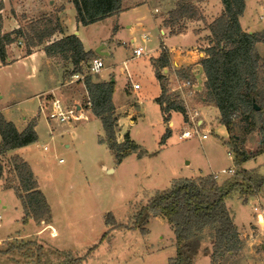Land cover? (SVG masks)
I'll use <instances>...</instances> for the list:
<instances>
[{
	"label": "rangeland",
	"instance_id": "rangeland-1",
	"mask_svg": "<svg viewBox=\"0 0 264 264\" xmlns=\"http://www.w3.org/2000/svg\"><path fill=\"white\" fill-rule=\"evenodd\" d=\"M178 1L182 0H177V3ZM192 1L198 6L203 19H192L190 22L197 23L192 26L202 27L199 30L203 33L201 37L204 40L203 45H211V34H207L210 32L208 25L214 17L222 14L224 6L221 0H205V3ZM3 2L0 0V7L4 5ZM246 11V16L242 20L244 25H249L256 31L263 30L264 18L261 15L264 14V0H247ZM168 16L167 12L162 13L164 18L161 19V23L165 22L164 19ZM37 19L39 17L33 18L34 21ZM185 23H188V19L183 18L174 31L183 30ZM89 32L105 36L107 39L113 36V31L109 30V22L96 24ZM158 33V29L153 30L151 40L147 43L138 37L137 45H146L147 49L152 50L157 43ZM114 38H118L119 42L111 41L112 48L108 46L113 53L105 56L102 72L112 76L111 79L115 76L117 80L115 102L120 104L122 100L129 99L133 103L131 112L134 111L132 117L136 121L130 129L131 136L151 154L137 161L136 156H132L118 166L109 147L100 142L105 134L101 120L92 111L86 110L89 98L84 88L85 84L81 83L85 79L60 87L57 97H61L67 106H74L77 103L82 105L87 119L74 123L73 127L52 132L50 122L54 125L57 122L41 115L37 123L39 138L23 152L39 175L43 190L48 194L54 224L61 237H52V228H46L34 235L44 225L41 221H34L32 215L30 217L33 220L24 223L20 200L14 190L17 188L22 191L23 188L10 162L14 156L8 154L3 161L6 169L0 178L1 186L7 185L6 188L12 187L14 191H3L0 187V237L7 239L0 243L2 256L0 264H169L170 257L175 254L171 245L175 236L171 225L164 219H152L149 225L151 230H147L145 234L141 229H128L124 226L114 228L110 232L111 238L103 240L92 253H88V250L98 243L104 232L111 227L105 223L108 212L114 214L117 223L132 225L136 211L148 202L157 189L170 187L169 184L167 187L165 184L171 178H192L200 174L215 175L212 172L219 173L224 168L227 170L236 168L231 147L233 133L221 123L220 113L214 105L209 107L204 104L198 108L205 123L199 135L187 139L179 138L183 127H189L184 125L183 114L173 112L172 133L166 142L161 144L167 123L164 128L161 109L154 101L161 89L150 66L151 55L155 53L148 52L139 58H131L134 54L132 46L120 43L122 39L128 40L126 34L120 32ZM105 44L109 45V39ZM260 49L264 54V46L261 45ZM103 50L107 51L104 48ZM127 59L129 61L125 65L124 61ZM261 75V87L264 92V73ZM91 76L95 81L100 78V73ZM69 79L70 74L66 76L64 82ZM132 82L138 83L141 88L135 89ZM126 85L129 86L128 91L130 87L133 89L129 97L125 93ZM175 86L177 83L169 86L170 90ZM174 93L173 95H176L178 92ZM203 96L204 91L197 93L196 102L201 103ZM260 102L264 106V99H260ZM27 107L32 111H28ZM194 108L197 109L195 106ZM38 109L36 99L14 106L12 114L7 116L22 118L24 115H32ZM236 119L238 125L234 134L238 146L250 152L259 149L261 138L259 132L248 134L246 127L249 121L242 116ZM203 133H208L209 137L203 139L201 136ZM244 137L246 141L242 143ZM46 145L49 147L48 150L44 149ZM156 150H159L158 153H153ZM103 164L117 169L115 172L106 171L102 168ZM243 166L264 175V152L251 158ZM232 176L230 173H220L217 180L223 183ZM235 195L245 198L243 201L246 202L248 196H240L235 192L227 198V202L248 219L251 213L249 210L255 201L251 200L244 204ZM254 196L258 201L256 205L264 208V194ZM239 220L242 221L243 218L240 217ZM259 224L256 226L257 231L253 229L257 239L253 241L252 246L247 249L244 244L239 254L225 255L216 264H245L253 257L264 262V222ZM149 232L151 236L147 238ZM18 233L33 235L21 237L17 235ZM10 235L16 237L8 239ZM209 246L212 249V244ZM10 247L12 249L9 253H3ZM210 259L212 264L211 256Z\"/></svg>",
	"mask_w": 264,
	"mask_h": 264
},
{
	"label": "trees",
	"instance_id": "trees-1",
	"mask_svg": "<svg viewBox=\"0 0 264 264\" xmlns=\"http://www.w3.org/2000/svg\"><path fill=\"white\" fill-rule=\"evenodd\" d=\"M71 2L77 11V21L83 25L119 14L123 10L122 0ZM221 2L224 11L208 25L212 44L206 48L207 56L201 60L206 76L203 98L208 104L218 108L221 123L233 133L231 147L236 166L233 176L223 183H219L214 174L174 179L170 187L156 191L148 202L136 211L132 225L117 223L114 214L108 212L105 223L111 227L104 232L98 243L89 248L88 253L95 251L106 238H111L110 232L114 228L124 226L128 229H141L144 234L147 233L146 225L155 216L166 219L175 234L177 253L169 259V264H195L200 255H210L212 264H216L223 256H236L243 250L244 241L235 223V215L227 205V198L235 192L240 196L264 194V175L243 166L245 162L264 152V106L260 102V99H264L261 87L264 54L260 49L261 45L264 46V29L248 31L243 28L241 17L246 9V0ZM183 18L203 19L198 6L192 0L178 1L164 24L174 28ZM28 27L31 32L29 43L33 46L46 42L60 29L53 17H41L29 23ZM2 30L3 16L0 13V58L5 63L7 45L14 42L17 35L22 34V29L6 33ZM45 51L51 57L70 59L74 65L70 76L82 72V64H88L100 56L94 50L86 51L81 39L75 34L47 44ZM28 53H31L30 49ZM151 62L161 84V94L157 97V102L161 105L164 121L168 123L171 120L172 111L182 113L186 121L187 108L179 99V95H173L175 93L171 92L165 79L163 70L172 62L169 49L163 42L159 56L152 58ZM184 73V78L190 77L189 72ZM84 84L89 98L87 107L101 120L105 132L100 142L107 144L116 162L121 163L132 153H137L140 157L147 155V150L129 134L125 135L123 141H118V116L113 102L115 81L96 82L91 75H87ZM254 102L261 107L260 110L255 109ZM238 116L249 121L246 127L248 134L259 132L261 138L259 149L256 151L250 152L238 146L234 134ZM36 124L37 119H33L23 131H19L12 121L0 113V178L5 173L6 166L3 161L8 152L38 140ZM171 133L172 130L168 126L161 138V144L166 142ZM241 141L244 143L246 137ZM10 162L23 188L22 191L17 188L14 190L24 208V223L28 222L31 215L35 221H49L50 205L39 189L30 165L19 155L14 156ZM207 242L212 244V249ZM11 247L6 248L3 253H9L13 248Z\"/></svg>",
	"mask_w": 264,
	"mask_h": 264
},
{
	"label": "crops",
	"instance_id": "crops-1",
	"mask_svg": "<svg viewBox=\"0 0 264 264\" xmlns=\"http://www.w3.org/2000/svg\"><path fill=\"white\" fill-rule=\"evenodd\" d=\"M3 1H4L3 2L4 5L0 7V13L3 16L2 32L3 33L12 32L16 29L21 28L22 34L17 35L15 41L7 45L6 62L3 63L0 58V113H2L7 120L12 121L16 125L19 131H23L33 119H37V123H38V119L41 117V115H43L46 118L48 117V119H51L48 116V111L50 109L53 99L57 97L59 94V88L64 85L71 84L68 83V80H65L66 82L65 83L64 79L66 78L67 75L70 74V71L74 67L72 61L70 59H64L61 56H54V57L48 56V54L45 51V46L56 40H59L65 36L72 34L79 36L86 51H90V50L96 51V48L99 45L102 46L104 45L103 48L107 51H105L103 55H100L101 59L104 61L105 56L109 55L112 52L111 50L108 49V46L110 47L112 44L111 41L119 42L118 38L115 39L114 37L118 33L124 32L128 38L127 40L128 42L122 39L120 42L121 45L130 44V46H132L133 53H134V49L137 47L143 48V52H144L143 55H145L148 52L155 53L152 54L150 58V66L152 67L155 76H156L155 68L151 62V59L159 56L161 52V43L163 42L166 45V47L169 49L171 62H172L170 66L164 68L163 70L165 74V79L168 82L169 86L172 87L173 84L177 83V85H179L181 82H183L184 79H186L184 78L185 75L184 72L187 71L189 72L190 77H192L193 81H195L196 83V90L194 91L193 94L182 98L184 100L183 101L184 105L193 108L195 106L197 107V110L199 107H201L204 104L208 105L209 107L212 105V104H208L203 97L201 98L202 99L201 103H197L195 100L197 93L202 92L204 90L206 76L201 64V60L207 56L206 46L208 47L210 46V44L203 45L204 40L201 39L203 33L202 31L199 30L202 27L198 25L192 26L197 23L190 22V20H188V23H185L183 30L179 32V31H173V29L174 30L177 29V26L171 28L165 26L164 22L161 23V19L164 18L162 17V13L167 12V15H169V12L175 9L177 0H122L123 10L119 14H114L112 16L106 17L102 20L93 22L88 25H83L77 21L76 18L77 11L71 0H9L8 2L5 0ZM199 2L205 3V0H200V1L198 0V3ZM246 8H247V0H246ZM246 12L247 11L245 9L244 15L241 17V20H243V18L246 16ZM40 16L53 17L54 21L59 24L60 29L55 34H53L52 37L49 38L46 42L33 46L32 44L29 43V37H31V32L29 30L28 23L34 21L33 18H37V17L41 18ZM214 19L215 17L212 20ZM103 22H109V30L113 31L112 34L113 36L108 38L109 45L105 44V42H107L108 40L105 36H101L99 34L89 32V30L94 26H96V24H100ZM242 26L245 30L256 31L255 29L251 28L249 25L248 26L244 25L243 21H242ZM155 29H158L159 33H158L157 43L155 47L152 48V50L147 49L146 45L143 46L137 45L138 37H140V39L144 43L150 41L152 31ZM207 34H211V33L209 32ZM29 49L31 50V53H28ZM141 56H135V54H133L131 58H139ZM128 61H129L128 59L124 61L125 65H127ZM102 70L100 72V78H98V80L95 81L98 82V81L111 80L112 76H108L107 73L102 72ZM114 81L115 83H117L115 76H114ZM157 81L160 84L158 79ZM58 82L61 83L58 85L57 84ZM84 88L88 98L87 89L86 87ZM128 88L129 86L127 87L126 85L125 93L129 97L132 94L133 89L130 87L128 91ZM140 88L141 86L139 87V89ZM160 88H161V84H160ZM115 94H116V89L113 94V102L115 104L116 113L118 116V128H117L118 141L120 142L123 141L126 134H129L130 137L133 139L130 132V129L132 128V126L135 124L136 121L135 118L132 117L134 111L131 112L133 103H131L130 100L127 99V100H122L121 103L118 104L114 100ZM160 94H161V89L160 92L156 94L154 101L158 104L162 112L161 105L157 102V97L160 96ZM36 99L38 102L39 109L38 111H35L32 115L30 116L24 115L22 118L7 116V114L10 115L12 114L11 110L14 106L22 105L25 102H31ZM60 99L62 100L61 97ZM63 104L67 106L64 102ZM76 106L78 109L81 110V112L84 113L85 108H83L82 105L77 103ZM67 107H72V106H67ZM27 110L32 111L29 107H27ZM86 110H90V108L87 107ZM173 112L175 111L171 112V116ZM162 116H163V112H162ZM81 120H68L65 122H58L55 120L57 123L54 125L50 122V128L52 132L61 130L62 128L67 129L69 127H73L74 123ZM162 123L164 124V128H165L166 122L164 121V117ZM184 124H185V120H184ZM168 126H170V128L172 129V126H174L173 120H170V123L169 122L167 123V127ZM35 129L38 134L37 124L35 126ZM224 131L227 132L226 130ZM38 138H39V134H38ZM0 141H1V135H0ZM33 143L28 144L26 146L14 148L10 150L8 154L11 157L19 155L30 165L31 170L33 171L34 176L38 181L39 189L45 195L47 202L49 203L51 208L50 220L49 221L42 220L41 222H43L44 227L40 228V230H37L34 233V235H37L38 232L43 231L46 228L47 229L53 228L55 229L56 234L54 232H51V236L61 237L59 230L56 228L54 224V219L52 217V206L50 204V199L48 197V194L45 192V190H43L44 188H42V181L39 178V175L36 173L35 169L31 165L27 156L23 152V150H26ZM44 149L48 150L49 147L46 145ZM158 151L159 150H156L153 153H158ZM147 153H148L147 155L151 154L149 151H147ZM132 156H136L135 159L136 161L137 159L143 158L138 156L137 153H132L127 157H125L121 163H117L115 158H114V162L118 166H120L124 164L126 160ZM102 168L109 172H115L117 169L114 166L109 167L105 164L102 165ZM212 173H216V172H212ZM204 175L205 174H200L198 176H204ZM198 176H193L192 178ZM178 178H189V177H173L166 182L165 186L167 184L171 186L172 181ZM1 185H2V180L0 179V187L3 191L13 190L12 188H6V186L3 187ZM165 189L161 188V189H157V191L165 190ZM235 197L239 198L236 195ZM255 198H256L255 196H248L247 202L243 201L245 200V198L243 199L239 198V199L244 204L249 203L251 200H253L252 202L254 201L255 202L252 203V206H254L258 203V201H256ZM227 205L235 215V223L237 224L238 230L240 232V236L242 240L245 241L244 244H246L248 249L250 246H252V244H254L253 241L257 239V238L255 239V235L253 234L254 233L253 229L257 231L258 229L256 226H258L259 224L257 221L256 212L252 207L249 210L251 211V213H249L248 219H246L243 215L239 214L238 210L236 208H233V206H231L228 202ZM20 206L22 208L23 215H25L21 200H20ZM240 217L243 218L242 221L239 220ZM154 218L158 220L164 219L162 216L152 217L147 225V230H151L149 228V225L151 220ZM30 220L33 219L29 218L28 221ZM150 234L151 232H149L146 235L147 238L151 236ZM17 235H20L21 237H28V236H32L33 234L18 233ZM12 237H16V235L15 236L10 235L8 239ZM5 240H7L5 237H0V243H3ZM171 245L172 248L175 250V254L172 255L170 258L175 257L177 253L175 239H172ZM256 256H258V254ZM195 264H211L210 256L208 255L198 256ZM245 264H264V262L261 261L260 259H256V257H253L251 259L249 258V262H246Z\"/></svg>",
	"mask_w": 264,
	"mask_h": 264
},
{
	"label": "built area",
	"instance_id": "built-area-1",
	"mask_svg": "<svg viewBox=\"0 0 264 264\" xmlns=\"http://www.w3.org/2000/svg\"><path fill=\"white\" fill-rule=\"evenodd\" d=\"M262 18H264V14L261 15ZM135 56H141L144 54L142 47H137L134 49ZM104 68V61L101 59V57H95L90 63L88 64H82V72H76L73 75L70 76V79L68 80V83H73L76 81L84 80L87 75H93L98 74L101 72V70ZM133 86L135 88H139L140 85L138 83H133ZM171 92H178L177 95H179V99L184 101L182 98L185 96H189L194 93L196 90V83L193 81L192 78L184 79L183 82H181L179 85L175 86L174 88H171ZM187 120L185 121L186 126L189 127H183L179 138L180 139H187L194 137V135H199L201 133V129L203 127V124L205 123L203 117L200 115V111L197 109H190V107H187ZM48 116L51 119H54L58 122H65L68 120H81L84 118H87V116L81 112L80 109L77 108L76 105L72 107H67L63 104V101L59 97H55L51 103ZM203 139H206L209 137L208 133H203L202 135ZM235 172L234 168L230 169H223L219 173H215L216 177L222 174H233ZM254 211L257 215V221L258 223L264 222V208H261L258 205L253 206ZM52 232L56 234L55 229L52 228Z\"/></svg>",
	"mask_w": 264,
	"mask_h": 264
},
{
	"label": "water",
	"instance_id": "water-1",
	"mask_svg": "<svg viewBox=\"0 0 264 264\" xmlns=\"http://www.w3.org/2000/svg\"><path fill=\"white\" fill-rule=\"evenodd\" d=\"M96 53L99 54V55H103L105 53V51L103 50V46L102 45H100L99 47L96 48ZM111 80L114 81V78H112ZM254 106H255L256 110H260L261 109V107L256 102H254Z\"/></svg>",
	"mask_w": 264,
	"mask_h": 264
}]
</instances>
